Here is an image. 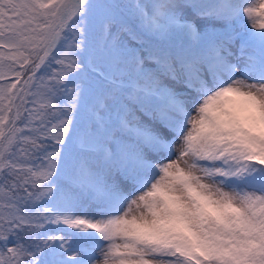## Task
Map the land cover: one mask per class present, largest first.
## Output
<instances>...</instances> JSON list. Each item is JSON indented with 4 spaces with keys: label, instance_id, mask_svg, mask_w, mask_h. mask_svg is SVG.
Here are the masks:
<instances>
[{
    "label": "snow or ice",
    "instance_id": "6c2138e0",
    "mask_svg": "<svg viewBox=\"0 0 264 264\" xmlns=\"http://www.w3.org/2000/svg\"><path fill=\"white\" fill-rule=\"evenodd\" d=\"M0 264H264V0H0Z\"/></svg>",
    "mask_w": 264,
    "mask_h": 264
}]
</instances>
